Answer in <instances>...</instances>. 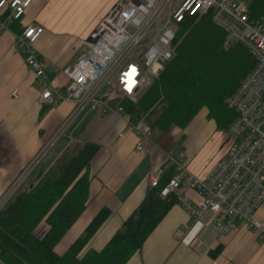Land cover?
Returning <instances> with one entry per match:
<instances>
[{
  "label": "crops",
  "instance_id": "obj_1",
  "mask_svg": "<svg viewBox=\"0 0 264 264\" xmlns=\"http://www.w3.org/2000/svg\"><path fill=\"white\" fill-rule=\"evenodd\" d=\"M119 1L31 0L15 25L4 23L0 11V199L74 106L71 100L56 106L40 102L45 82L29 71L16 45L17 29L30 23L44 27L36 48L48 81L56 87H65L70 82L65 69L72 67L84 53L99 20ZM109 102L116 105L113 92ZM206 117L215 122L216 129V121ZM68 133L55 155L25 184V187L32 185L37 175L45 172L71 142L90 141L99 145L91 164L90 201L57 244L58 254H63L94 217L107 208V218L83 252L102 249L143 200L150 188L149 176L174 164L172 159L179 154L171 151L181 136L177 129L163 132L152 127L144 148L138 149L141 138L126 131L120 117L90 110L76 119ZM223 133L222 130L220 135L213 133L212 140L203 147L205 150L193 154L191 140L184 139L185 164L190 172L204 176L225 154ZM208 144L211 146L207 147ZM208 151L212 152L207 154ZM175 192L178 199L184 195L194 207L201 199L189 185H182ZM256 215L264 223V204ZM209 217L206 214L201 221L194 222L183 205L175 203L126 264H264V240L258 233L238 223L235 229L222 234L209 223ZM219 245L222 249L213 257L211 251Z\"/></svg>",
  "mask_w": 264,
  "mask_h": 264
},
{
  "label": "built area",
  "instance_id": "obj_2",
  "mask_svg": "<svg viewBox=\"0 0 264 264\" xmlns=\"http://www.w3.org/2000/svg\"><path fill=\"white\" fill-rule=\"evenodd\" d=\"M31 0H0V11L10 8L4 23L20 18ZM212 10L213 19L226 33L223 46L228 49L241 44L255 59V66L236 90L228 96V108L236 112L225 131L229 143L225 154L204 175L187 169L184 153L172 159L176 173L163 188L166 196L182 185H189L200 195L192 206L184 195L179 202L192 221L209 214V223L222 234L243 223L264 240V223L256 215L264 204V21L251 18L248 4L240 0H123L114 4L100 19L87 40L85 52L74 65L65 69L70 82L56 87L46 72L36 48L44 31L38 24L23 25L16 33V45L29 71L45 82L40 95L44 106H56L62 101L74 102L53 142L71 126L84 111H100L120 117L125 130L141 138L137 148H144L152 127L142 118L136 122L122 105L109 102L110 92L136 101L164 70L172 58L174 40L180 26L188 18H197ZM17 95V90L14 91ZM122 136V133L120 134ZM44 145L25 168L19 179L0 199L1 206L18 190L41 156ZM163 173L159 169L149 176L150 185H157Z\"/></svg>",
  "mask_w": 264,
  "mask_h": 264
},
{
  "label": "trees",
  "instance_id": "obj_3",
  "mask_svg": "<svg viewBox=\"0 0 264 264\" xmlns=\"http://www.w3.org/2000/svg\"><path fill=\"white\" fill-rule=\"evenodd\" d=\"M250 16L264 21V0H250ZM10 8L2 15L6 17ZM24 15V14H23ZM22 15V16H23ZM22 16L11 25L18 24ZM22 28V27H21ZM17 29V32L21 31ZM226 33L215 23L212 10L188 18L174 40L172 58L161 75L136 101L114 94L136 122L142 118L163 132L185 128L202 108L226 131L236 112L226 99L255 66L241 44L223 46ZM99 145L85 141L69 144L33 184L18 189L0 208V261L4 264H126L169 209L179 202L175 191L162 190L176 173L173 164L100 250L83 252L108 216L102 209L63 254L55 250L90 201L91 164ZM219 245L211 251L216 257Z\"/></svg>",
  "mask_w": 264,
  "mask_h": 264
},
{
  "label": "rangeland",
  "instance_id": "obj_4",
  "mask_svg": "<svg viewBox=\"0 0 264 264\" xmlns=\"http://www.w3.org/2000/svg\"><path fill=\"white\" fill-rule=\"evenodd\" d=\"M240 1H242V2H245V3H248L250 0H240ZM123 2V0H120L119 1V3H122ZM100 21V20H99ZM85 49H83V51H84ZM85 52V51H84ZM46 67V66H45ZM46 77H47V75H46ZM149 88V87H148ZM106 91H109L111 94H112V92L110 91V88H109V86H104L103 88H102V92H106ZM145 91H146V89H145ZM144 91V92H145ZM143 92V93H144ZM143 93H141L140 94V96L141 95H143ZM110 94V95H111ZM127 100V99H126ZM129 100V99H128ZM206 115L208 116V109L207 108H202L198 113H197V115L192 119V121L190 122V124L188 125V126H186L185 128H180V127H178V126H174V127H172V129H177V133L178 134H180L181 136H180V139H179V143H177L173 148L174 149H172V154H179L180 152L179 151H181V150H183V151H181V152H183L184 153V163H186V160H187V153H186V151H184V139H186V140H191V148L194 150L193 152H192V154L194 153V152H197L199 149H202L204 146H205V144L208 142V141H211L212 140V138H211V136H212V134L213 133H216L215 134V136H217V135H220L221 134V132H220V134H219V131L220 130H218L217 128V130L215 129V122L213 121V120H209V119H207V117H206ZM209 117V116H208ZM77 120H78V118H77ZM76 122V121H75ZM74 122V123H75ZM74 123L71 125V126H69L66 130H64L63 131V133L59 136V138L58 139H56L54 142H53V138H54V136H55V134L57 133L56 131H58L59 129H57L55 132V134H53L51 137H49L44 143H43V145L40 147V149L38 150V154L40 153L39 151L40 150H42L41 148L44 146V145H49V148H48V150L41 156V158H40V160L37 162V165L32 169V171L29 173V175L27 176V178L26 179H24V181L23 182H20L19 183V185L21 184V183H23V184H21V186L18 188V189H20V188H22V187H25V184L27 183V181H29V180H31L32 179V174H35L45 163H46V161H48V159H51L54 155H55V153H56V151H57V149H58V146L60 145V142H61V140L62 139H64L69 133H68V131L69 130H71V127L74 125ZM216 130V131H215ZM218 131V132H217ZM224 135H226V133L224 132L223 133ZM214 136V137H215ZM226 137V136H225ZM72 144L73 143H81V142H79V141H73V142H71ZM70 143V144H71ZM228 143H229V138H227L226 137V142H225V146H224V148L226 147L227 148V146H228ZM217 144V143H216ZM207 147H209V146H211V144H208V145H206ZM216 146V145H215ZM190 148V149H191ZM226 148H225V150H226ZM189 149V150H190ZM203 150H205L204 148L202 149V151ZM213 150V149H212ZM201 151V153H204V152H202ZM212 151H208L207 152V154H210ZM36 153V154H37ZM37 154V155H38ZM177 154V155H178ZM33 158L34 157H32V159L29 161V163L24 167V169H23V171L25 170V168L31 163V161L33 160ZM23 171H22V173H23ZM34 172V173H33ZM21 176V175H20ZM19 176V177H20ZM19 177L12 183V185H14L15 183H16V181L19 179ZM12 185H10L9 187H8V189L12 186ZM7 189V190H8ZM5 193H6V191H5ZM4 193V194H5ZM3 197V196H2ZM1 197V198H2ZM3 206V205H2ZM1 206V203H0V208L2 207Z\"/></svg>",
  "mask_w": 264,
  "mask_h": 264
},
{
  "label": "water",
  "instance_id": "obj_5",
  "mask_svg": "<svg viewBox=\"0 0 264 264\" xmlns=\"http://www.w3.org/2000/svg\"><path fill=\"white\" fill-rule=\"evenodd\" d=\"M89 39H90V37H89Z\"/></svg>",
  "mask_w": 264,
  "mask_h": 264
}]
</instances>
